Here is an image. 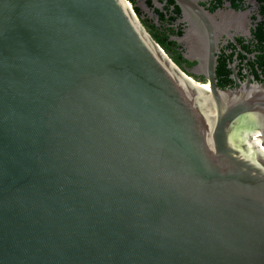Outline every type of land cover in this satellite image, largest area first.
I'll return each mask as SVG.
<instances>
[{"label": "water", "instance_id": "95a60500", "mask_svg": "<svg viewBox=\"0 0 264 264\" xmlns=\"http://www.w3.org/2000/svg\"><path fill=\"white\" fill-rule=\"evenodd\" d=\"M207 49L202 88L126 0H0V264H264V83Z\"/></svg>", "mask_w": 264, "mask_h": 264}, {"label": "flooded vegetation", "instance_id": "af4514ba", "mask_svg": "<svg viewBox=\"0 0 264 264\" xmlns=\"http://www.w3.org/2000/svg\"><path fill=\"white\" fill-rule=\"evenodd\" d=\"M126 1L149 36L163 44L169 58L194 81L207 83L203 75L209 63L201 57L208 48L219 89L244 82L264 83V0H191L213 19L211 44L199 40L198 34L178 42L190 21L174 0ZM193 20L199 22L195 16Z\"/></svg>", "mask_w": 264, "mask_h": 264}, {"label": "trees", "instance_id": "16d2710c", "mask_svg": "<svg viewBox=\"0 0 264 264\" xmlns=\"http://www.w3.org/2000/svg\"><path fill=\"white\" fill-rule=\"evenodd\" d=\"M155 41V43H157V45L165 52V53H167V51H166V49H165V47H164V45L163 44H161V43H159L158 41H156V40H154ZM171 59V61L176 65V62H175V60L173 59V58H170Z\"/></svg>", "mask_w": 264, "mask_h": 264}, {"label": "bare ground", "instance_id": "6f19581e", "mask_svg": "<svg viewBox=\"0 0 264 264\" xmlns=\"http://www.w3.org/2000/svg\"><path fill=\"white\" fill-rule=\"evenodd\" d=\"M200 87L205 88L206 87V84H201Z\"/></svg>", "mask_w": 264, "mask_h": 264}]
</instances>
